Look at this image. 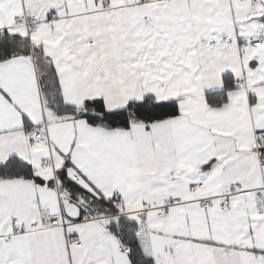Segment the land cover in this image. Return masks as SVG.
I'll return each instance as SVG.
<instances>
[{
  "label": "snow or ice",
  "instance_id": "1",
  "mask_svg": "<svg viewBox=\"0 0 264 264\" xmlns=\"http://www.w3.org/2000/svg\"><path fill=\"white\" fill-rule=\"evenodd\" d=\"M0 264H264V0H0Z\"/></svg>",
  "mask_w": 264,
  "mask_h": 264
}]
</instances>
